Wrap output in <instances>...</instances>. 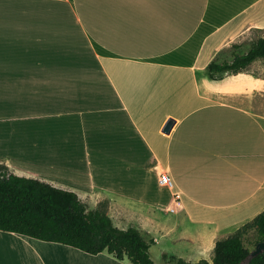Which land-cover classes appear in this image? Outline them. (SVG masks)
I'll return each mask as SVG.
<instances>
[{"label":"crops","instance_id":"1","mask_svg":"<svg viewBox=\"0 0 264 264\" xmlns=\"http://www.w3.org/2000/svg\"><path fill=\"white\" fill-rule=\"evenodd\" d=\"M256 32L264 0H0V165L212 262L264 211V82L207 70ZM0 264L132 263L0 230Z\"/></svg>","mask_w":264,"mask_h":264},{"label":"trees","instance_id":"2","mask_svg":"<svg viewBox=\"0 0 264 264\" xmlns=\"http://www.w3.org/2000/svg\"><path fill=\"white\" fill-rule=\"evenodd\" d=\"M239 47L238 44L234 48ZM257 60H264V37L259 36L250 49L235 52L230 61L212 62L207 70L212 79L228 72L249 71ZM108 204L89 209L79 196L46 182L14 175L0 166V230L15 232L47 242H58L89 254L104 251L132 264H156L151 248L156 244L135 226L117 227L107 213ZM255 230L256 242L264 240V211L228 237L217 241L213 261L189 262L164 255L173 264H264V252L251 257L246 236Z\"/></svg>","mask_w":264,"mask_h":264},{"label":"rangeland","instance_id":"3","mask_svg":"<svg viewBox=\"0 0 264 264\" xmlns=\"http://www.w3.org/2000/svg\"><path fill=\"white\" fill-rule=\"evenodd\" d=\"M259 36H264V34H258L256 32L255 36L253 37V40L252 41H249V40H246V41H243V43H241V45H239V47L237 48H234L233 47V52H243V51H246L247 49L250 48L251 44L259 37ZM225 58V57H224ZM223 58V59H224ZM249 73L253 74V75H256L258 77H260L263 82H264V60L262 61H258L256 62L255 64H253L252 67L249 68ZM264 84V83H263ZM261 107L262 109H264V87H263V95L261 96ZM1 166V165H0ZM101 205H105V204H108V201H103L100 203ZM99 204V206H100ZM88 206V205H87ZM88 208L90 209V206H88ZM124 225V224H123ZM117 226V225H116ZM118 227V226H117ZM130 227V226H129ZM128 227V228H129ZM120 228V227H119ZM128 228H125V229H128ZM123 229V228H122ZM255 242H256V233H255V230H251L249 232V234L246 236V246L249 247L250 249H255ZM154 247V248H153ZM153 248V254H154V260L156 261L157 264H164L166 263V259L164 258V256L162 257L161 256V253H160V249H159V246L157 244L153 245L152 246ZM203 260V259H202ZM206 260V259H205Z\"/></svg>","mask_w":264,"mask_h":264},{"label":"built area","instance_id":"4","mask_svg":"<svg viewBox=\"0 0 264 264\" xmlns=\"http://www.w3.org/2000/svg\"><path fill=\"white\" fill-rule=\"evenodd\" d=\"M160 182L162 185L166 187H172L173 186V181L171 179V176L168 172L161 171L160 175ZM175 199H179V195H175Z\"/></svg>","mask_w":264,"mask_h":264},{"label":"water","instance_id":"5","mask_svg":"<svg viewBox=\"0 0 264 264\" xmlns=\"http://www.w3.org/2000/svg\"><path fill=\"white\" fill-rule=\"evenodd\" d=\"M263 252H264V240L257 243L255 249L251 252V257H255Z\"/></svg>","mask_w":264,"mask_h":264}]
</instances>
